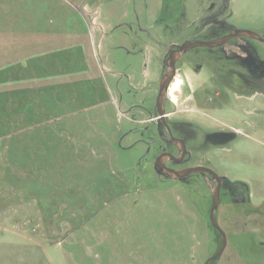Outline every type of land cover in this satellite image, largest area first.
Instances as JSON below:
<instances>
[{"label":"rangeland","instance_id":"1","mask_svg":"<svg viewBox=\"0 0 264 264\" xmlns=\"http://www.w3.org/2000/svg\"><path fill=\"white\" fill-rule=\"evenodd\" d=\"M234 29L264 37V0H0V264H205L219 250L212 189L160 179L143 128L171 48ZM211 56L184 55L166 113L244 131L215 162L257 211L223 197L213 264H264V113L242 116L264 102L231 97L238 114L219 115L225 91L194 71Z\"/></svg>","mask_w":264,"mask_h":264},{"label":"flooded vegetation","instance_id":"2","mask_svg":"<svg viewBox=\"0 0 264 264\" xmlns=\"http://www.w3.org/2000/svg\"><path fill=\"white\" fill-rule=\"evenodd\" d=\"M232 31L227 34H214V37L206 41L221 39ZM247 39L234 38L216 48H208L214 56L205 59L204 63L198 64L194 69L196 74L203 76L207 75L202 73L206 70L210 82L225 91V93L219 91L215 93L218 96L217 101H224L219 115L236 113V109L228 106V102L233 100L231 97L248 104L259 96L262 98L259 103L264 102V58ZM260 113H264V103L263 107L257 109L242 108L243 117L261 115ZM173 115L174 113L170 114ZM170 116L166 113L165 106V118H159L156 108V113L149 117L148 125L143 128L151 130L154 135V140L148 144L150 150L153 144L155 145L152 165L157 176L163 181H176L185 185L190 181H203L211 189L218 186L221 200L226 196L235 205H251L253 213L256 212L257 208L253 204V194L249 185L240 179L229 178L221 173L215 162L221 150L235 142L239 135L245 134L244 131L231 125L213 128L203 123L173 119ZM244 126L254 128L253 123L249 121H246ZM198 167L210 172L202 170L200 173L184 176L182 180L171 179L163 174V169L185 171ZM263 206L264 201L260 208Z\"/></svg>","mask_w":264,"mask_h":264},{"label":"water","instance_id":"3","mask_svg":"<svg viewBox=\"0 0 264 264\" xmlns=\"http://www.w3.org/2000/svg\"><path fill=\"white\" fill-rule=\"evenodd\" d=\"M234 38H248L264 43V37L258 35L253 31L234 29L229 35L224 36L223 38L218 40H212V41L197 40L192 42H185L180 46H176V48H174L175 46L171 48L169 57L165 63L166 71L161 79L159 93L156 100V108L159 118L161 119L165 118V101L168 96L170 86L177 74V68H176L177 62L181 60V58L191 50H194L196 48H210V49L216 48L219 45L226 44L229 40ZM163 170H164L163 174L168 178L175 180H182L184 176H189L190 174H194V173H200L202 172V170H206V169L198 167V168L188 169L185 171H177L170 169L169 170L163 169ZM211 193H212V206L210 211V222L212 228L215 230V232L221 239V246L219 250L210 259H208V261L205 264H213L214 262L218 261L222 257L224 251L226 250L228 243L227 234L220 226L217 218V212L221 203L219 187L217 186L216 188H213Z\"/></svg>","mask_w":264,"mask_h":264},{"label":"bare ground","instance_id":"4","mask_svg":"<svg viewBox=\"0 0 264 264\" xmlns=\"http://www.w3.org/2000/svg\"><path fill=\"white\" fill-rule=\"evenodd\" d=\"M180 86H181V79L176 78L170 86V89L168 92V97L171 99H174L175 98V92L179 90Z\"/></svg>","mask_w":264,"mask_h":264},{"label":"crops","instance_id":"5","mask_svg":"<svg viewBox=\"0 0 264 264\" xmlns=\"http://www.w3.org/2000/svg\"><path fill=\"white\" fill-rule=\"evenodd\" d=\"M256 125H257L256 123H253V127H254V128H256V127H257ZM254 128H253V129H254Z\"/></svg>","mask_w":264,"mask_h":264},{"label":"trees","instance_id":"6","mask_svg":"<svg viewBox=\"0 0 264 264\" xmlns=\"http://www.w3.org/2000/svg\"><path fill=\"white\" fill-rule=\"evenodd\" d=\"M211 225V224H210ZM211 228H212V226H211ZM213 229V228H212ZM214 230V229H213Z\"/></svg>","mask_w":264,"mask_h":264}]
</instances>
